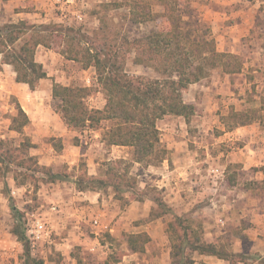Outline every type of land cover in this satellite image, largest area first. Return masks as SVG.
<instances>
[{"label": "rangeland", "instance_id": "374dc122", "mask_svg": "<svg viewBox=\"0 0 264 264\" xmlns=\"http://www.w3.org/2000/svg\"><path fill=\"white\" fill-rule=\"evenodd\" d=\"M136 1L152 5L156 15L154 21L139 25L129 21V6ZM217 2L182 0L180 13L184 34L198 40H215L218 50L220 43L216 40V33L219 27L211 22V15L207 12L213 8L217 12L222 11ZM78 4L76 8L66 7L64 13L54 6L53 15L61 20L52 19L45 24H61L80 30L82 34H90L95 46L118 54L116 63H125V71L130 76L150 81L162 78L153 67L135 64L136 52L132 50L134 40L167 30L164 9L158 0H80ZM33 9L32 6L26 8L28 11ZM74 10L81 13L82 21L72 14ZM260 10H264V3H261ZM5 24L10 23L0 22V26ZM263 33L264 19L258 17L253 33L258 40L256 42L254 37H248L246 45L254 49L256 44L260 46ZM61 48L60 45H54L51 49L38 48L36 60L43 64L47 79L41 81L36 91L17 83L13 67L4 64L3 55H0V140L14 147H20L30 140L41 151L37 156L38 150L32 149L30 154L38 158L41 166H46L40 163V157L45 156L53 172L62 178L51 183L41 173L36 181L29 179L22 186H17L19 181L15 182L14 171L21 170L13 166L10 173L0 176V264H23V247L11 234L16 222L11 204L23 213V224L32 215L43 218L52 231L51 242L58 244L70 239L76 244L78 237L83 236L73 227L77 219L74 220L76 217L72 213L82 207L80 204L90 202L78 199L80 190L77 182L84 174V166L89 177H99L104 175L107 164L116 160L130 164V174L137 178L135 195L140 201L131 200L132 193L125 189L118 195L112 189L101 191L100 203H95V206L99 205L101 211H106V222L117 229L116 233L113 236L108 232L100 233L98 238L104 249L96 252H91L88 246L74 245L71 256L75 261L82 259L84 264H105L109 254L118 249L126 250L128 234L133 232L137 235L152 222L153 229H157L159 235L163 231L165 241L163 245L151 241L147 245L149 251L141 254L140 259L147 257L150 260L162 253H171L166 228L167 223L174 219L173 215L169 213L161 218L151 216L152 212H163L154 203V199L159 198L175 215L190 220L205 242L218 248L224 246L237 256L236 263L213 257L216 260L212 264H264V112H258V119L244 128L253 129L251 133L243 132L242 127V133L228 131L222 121L224 117L229 120L232 110L247 112L260 109L264 100V74L259 75L251 87L245 84L244 78L239 77L241 88L235 95H226L211 89L212 84L220 83L226 73L221 68L210 71L198 87H190L184 92L185 102L196 101L197 114L190 124L175 116L159 121L161 134L156 152L147 161L138 164L134 162L133 148L108 144L109 131L116 128L114 121L103 120L95 127L76 129L65 126L61 102L52 96L54 84L89 88L91 94L85 102L91 110L104 109L106 97L97 82L95 69H84L81 64L66 60L60 53ZM236 56L235 63L240 62L242 69L247 54ZM19 106L30 118L29 125L22 133L12 130L13 119L19 115ZM169 145L172 149H168ZM176 150L181 153L182 164L187 163L186 167H177L172 157ZM124 168L121 167L122 172ZM218 168L224 173L223 176L211 174L212 169ZM23 177L20 176L19 180H23ZM133 202L139 203L135 208L137 217L132 220L133 217L128 219L126 213ZM144 210L148 212L147 217H142ZM61 215H66L70 222L74 220L67 229L57 227L60 226L57 222ZM82 230L87 241L95 238L94 230L89 225L84 224ZM50 246L52 244L49 242L37 243L33 245L34 254L45 260L49 257L54 264H65L61 250L56 251L54 245L50 249ZM201 256L197 253L193 255L196 264H208ZM161 260H165V257L162 256Z\"/></svg>", "mask_w": 264, "mask_h": 264}, {"label": "trees", "instance_id": "16d2710c", "mask_svg": "<svg viewBox=\"0 0 264 264\" xmlns=\"http://www.w3.org/2000/svg\"><path fill=\"white\" fill-rule=\"evenodd\" d=\"M158 1L164 9L167 30L134 40L132 50L136 52L134 63L153 67L162 76L161 79L150 81L130 76L125 71V63H116V52L113 54L111 50L105 51L95 46L90 34H82L73 27L55 23L33 24L23 20L0 26V55H3L4 64L13 67L16 82L27 85L31 91H36L41 81L47 79L43 64L36 60V52L41 46L51 49L54 45H60V53L66 60L79 63L84 69L93 67L106 97L104 109L91 110L86 105L85 101L91 94L89 88L54 84L52 96L61 102L62 120L68 129L95 127L103 120L114 121L116 128L109 131L108 144L133 148L134 162L141 164L156 152L160 143L159 121L170 116L183 117L189 125L196 115V107L184 100V92L191 85L198 84L210 71L218 68L226 74L241 71V63H235L237 56L219 52L215 40H198L182 32V0ZM155 18L149 2L136 1L129 6V21L134 25L152 22ZM18 109L19 115L13 119L12 130L22 133L29 125L30 118L20 106ZM258 112H264V100L259 110H232L229 120L224 117L222 121L226 130L233 131L254 123L258 119ZM7 145L6 141L0 140L1 177L10 173L13 166L21 170L14 171V180L19 181L17 186H22L29 179L36 181L41 173L48 178L47 182L62 180L50 167L41 166L38 158L30 154L32 149L37 148L30 140L20 147ZM122 166L125 167L123 172ZM130 167L124 160H116L107 164L103 176L89 177L85 165L84 174L77 182L78 189L92 192L112 189L116 195L125 189L132 193L131 200L140 201L134 191L137 178L130 174ZM22 175L24 179L19 180ZM154 203L163 212H152L151 216L161 218L170 213L174 218L166 228L171 246V264H196L193 258L195 253L236 263L237 256L233 252L227 251L224 246L218 248L205 242L190 220L175 215L159 198H155ZM10 207L16 220L11 234L23 247V264H46L44 258L34 254L33 244L22 222L23 213L14 204ZM150 241V237L144 233L128 234L126 250H116L109 256V262L119 263L128 252L143 253Z\"/></svg>", "mask_w": 264, "mask_h": 264}, {"label": "crops", "instance_id": "0c3cea01", "mask_svg": "<svg viewBox=\"0 0 264 264\" xmlns=\"http://www.w3.org/2000/svg\"><path fill=\"white\" fill-rule=\"evenodd\" d=\"M217 3L220 4V8H221L220 10L222 11L217 12L216 9L213 8L214 10L212 9V11L209 10L207 12L208 14L211 15L210 16L211 22L215 23L219 27L216 33L218 35L216 40L220 43L218 47V51L222 53H232L236 55H240L243 53V54H247V57L244 62V66L242 67L240 72L234 73L232 75L224 74L225 77L222 79V81H220V83L218 82V84L217 83L212 84L211 89L212 91L216 90V92L218 91L219 93L224 92L226 95H235L236 92L241 88L240 86H242V83L239 82V79H240L239 77H241V79L244 78L245 84L246 85L248 84L251 87V85L255 84V82L257 81L258 76L261 74L262 75L264 74V42H263L264 39H262V43L260 46L256 44L255 49L254 47H250V46L248 47V45H246V43L248 42L247 41L248 37H251V38L254 37L253 33H254V28L257 26L258 17H261L262 19H264V10H260L261 3H264V1L262 0L261 1L260 0H253V1H250V0H218ZM28 6H32L34 9L32 11H28L26 10ZM53 8H54V4H53V1L51 0H0V22L6 21L9 23H15L18 21L29 20L33 24L35 23L45 24V23L50 22L52 19L55 21L59 19L60 21L61 18L57 17L56 15H53V10H54ZM213 11H215L216 13L215 12L213 13ZM255 39L257 42L258 36L256 38L255 37L253 38V40ZM198 84L191 85L190 86L191 89L193 87H198ZM245 84L243 85L245 86ZM199 86L202 87V85H199ZM240 91L239 93H241ZM188 103L196 107L195 99L193 100V102H188ZM196 114H197V108H196ZM177 118L184 119L183 117H177ZM241 127L242 129L247 128L246 126H241ZM260 128L261 127H259L258 129ZM168 129L169 128H167L166 130ZM235 130H233L234 133H242L240 131V127L236 128ZM251 131L253 132L254 130L244 129L243 132L251 133ZM168 149H172L170 145L168 146ZM40 154H41V151L38 150V152H36V155L38 156ZM172 157H173V160L176 161L178 165L177 167H182V165H184V167L187 166L186 162L182 164L181 153H179L178 150L172 153ZM40 163L46 165L47 167H50V164H51L49 160L46 159L45 156L40 157ZM211 174H213L216 177H218L219 174L222 176L224 175V173L221 172L219 168L212 169ZM100 195H101L100 192H92V191H87V192L80 191L79 192V196H78L79 200L83 202L89 200L90 202L89 203L85 202V204L84 203L80 204V206L82 207L79 209H76V211L72 213V215L76 217L74 218V220L77 219L76 222L72 220L74 221L73 227L74 229L78 230L77 232L80 236H83V237H78V242L76 244H73V242H71L70 239H67L68 241L65 239L66 241H63L62 243H58V244H56L55 242H51V241L49 242L52 244V246L54 245L57 247L56 251L61 250V256L63 258V261L66 262L65 264H84L82 259L79 261H75V258L71 256L72 248L74 247V245L75 246L76 245L88 246V249L91 252H96L99 249H104V247L102 246L98 238L100 233L108 232L112 234V236L115 235L117 229H115L110 224H107L106 219H105L106 211H101L99 209V205L95 206V203L97 204L100 203L99 202ZM136 203H139V202H136ZM136 203L133 202L131 209L126 213L128 219H131V217H133L132 218L133 220L134 217H137L136 215L137 212H135ZM89 210H93V211L91 212ZM146 211L147 210H144L142 217H147L148 212ZM58 220L60 222L55 221V223L57 222L58 224H60V226H57V227H61L64 229L65 228L67 229L69 224H73L72 221L70 222V220H67L66 215L64 216L61 215ZM95 220L99 222L98 226L93 225V221ZM152 223L151 225L146 226L144 230L142 231L140 230V231L147 234L150 237L152 242L154 243L158 242V245H163V242L165 241V235H163V231L159 235L158 230L153 229ZM84 224L89 225L92 228V230H94L95 238L88 239V241L90 242L87 241V238H85L86 234L82 230V226ZM128 225L129 223H127V226ZM141 232H139V234H141ZM132 234L134 233L132 232ZM147 245L143 253H145L146 251L147 252L149 251ZM52 246H50V249H53ZM143 253L132 254L128 252V254L124 256L123 259L119 263H116V264H123V263L140 264L141 262L143 264L144 263L146 264H171V261H170L171 257H170L169 251L167 253H162L161 255L151 257L150 260L147 259V257L140 259L141 254ZM110 255L111 254H109L106 257L105 264H108V263L114 264V263L109 262ZM162 256L165 257V260H161ZM204 258L206 259L205 261L208 264H212L216 260L213 257L204 256ZM45 261H46V264H54V262L49 257L46 258Z\"/></svg>", "mask_w": 264, "mask_h": 264}, {"label": "built area", "instance_id": "2783aa9c", "mask_svg": "<svg viewBox=\"0 0 264 264\" xmlns=\"http://www.w3.org/2000/svg\"><path fill=\"white\" fill-rule=\"evenodd\" d=\"M58 10L66 11V7L76 8L80 0H51ZM78 4V5H77ZM84 6H82L83 8ZM64 13V12H63ZM72 14L76 19L82 21L83 17L78 10H74ZM93 225L98 226L99 222L97 220L93 221ZM25 228L27 236L33 245L37 243H45L51 241L52 231L47 226L46 221L43 218L35 217L32 215L31 218H26Z\"/></svg>", "mask_w": 264, "mask_h": 264}]
</instances>
